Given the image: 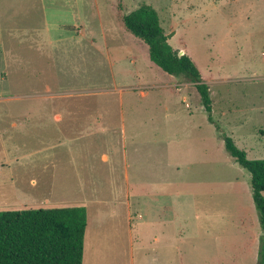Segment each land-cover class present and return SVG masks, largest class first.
<instances>
[{
  "label": "rangeland",
  "instance_id": "1",
  "mask_svg": "<svg viewBox=\"0 0 264 264\" xmlns=\"http://www.w3.org/2000/svg\"><path fill=\"white\" fill-rule=\"evenodd\" d=\"M143 4L157 11L168 44L199 69L210 113L195 86L163 72L125 28L123 17ZM65 47H110L113 57L138 58L135 66H109L98 49L86 53L85 63L78 50ZM112 74L117 86L138 89L110 90ZM47 86L84 93L34 96H45ZM36 107L100 110L109 126L123 110L126 138L118 132L117 139H86L73 165L81 178L61 179L63 186L53 188L51 176L71 177L74 170L31 157L37 145L28 117L16 114ZM226 137L247 159L264 160V0H0V212L86 208L83 264H130L127 193L135 204L136 247L145 235L141 210L164 205L166 235L176 240L166 246L181 251L182 264H257L262 230L251 174L226 152Z\"/></svg>",
  "mask_w": 264,
  "mask_h": 264
},
{
  "label": "trees",
  "instance_id": "2",
  "mask_svg": "<svg viewBox=\"0 0 264 264\" xmlns=\"http://www.w3.org/2000/svg\"><path fill=\"white\" fill-rule=\"evenodd\" d=\"M123 24L147 45L150 60L163 72L195 86L210 113L209 87L193 60L168 44L157 11L143 4L125 15ZM225 150L251 174L252 199L262 230L257 264H264V160L247 159L228 137ZM86 227L84 207L0 212V264H83Z\"/></svg>",
  "mask_w": 264,
  "mask_h": 264
},
{
  "label": "crops",
  "instance_id": "3",
  "mask_svg": "<svg viewBox=\"0 0 264 264\" xmlns=\"http://www.w3.org/2000/svg\"><path fill=\"white\" fill-rule=\"evenodd\" d=\"M67 48L66 51L69 53V48H74L78 50V59L80 58L83 62H89L87 59L86 53H91L92 51L101 50L103 54L101 55V59L105 60L109 63V66H114L115 63L121 61H129L131 65H136L138 56H134L132 53L123 55H119L117 57H113L110 54V47H104L103 49L100 47H65ZM122 47H118L120 51ZM73 49V50H74ZM148 52V50H147ZM102 52H100L101 54ZM182 53V52H181ZM184 54V53H183ZM149 55V53H148ZM150 59V58H149ZM96 60V59H95ZM118 61V62H117ZM101 62V61H100ZM128 62V63H129ZM93 63H96L95 61ZM133 70L129 71L128 73L133 75ZM138 77V76H137ZM112 81L114 82V86L110 89L118 93H122L124 91H135L138 87L136 86H129V87H119L115 83V76L112 74ZM45 96L43 92H37L34 95L36 98H50L48 100H55V99H65L69 98L75 94L84 93L83 91H54L50 87H46ZM106 112H102L100 110H89L84 108H69V107H45V108H31L28 111H25L23 114H16V116H25L28 117L24 122L28 121L29 123V138L33 143H36V150L32 152L31 157H34V161L39 164H50L55 165L56 162L61 161L62 163H66L68 165H77L78 161V147H85L84 142L85 140L94 139L100 140L103 137L107 138L109 135L110 139H112V135H114V139H117L118 132H120L125 140L126 138V126L124 124V115L123 110H120L118 115V124H114V120L111 121V125L109 126V120L103 119L105 117ZM11 127L17 129L19 126V122L16 119H13L11 122ZM21 125V123H20ZM142 125H140V128ZM108 132V133H107ZM138 137V135H137ZM53 149V152L50 153V150ZM55 149L57 151H55ZM62 159H65L63 162ZM100 159L104 162H108L109 158L106 154H102ZM17 162V161H16ZM3 165H7L8 162H2ZM44 165V164H43ZM128 164H125V174L124 179L126 181V186L129 180V174L127 172ZM73 175L69 177V174L63 175H53L51 176V182L49 185L54 187H61L63 186L59 180H68V179H77L79 180L81 177L77 174L76 168L73 166ZM29 185L32 186L37 183V178L31 177L27 179ZM32 183V184H31ZM62 184V185H61ZM77 188H83L84 185L82 183H77ZM33 187V186H32ZM150 195V193H148ZM130 195L126 196V204H125V216L127 217V225L129 227V260L130 264H137L138 260H144L142 264H147L146 261L151 263V260L154 259L156 256L157 264H182V254L181 251L177 252L174 247L166 246L167 243L173 241L176 242L175 239L168 238L166 235V230L164 226L166 225L165 222V215L167 208L162 206L152 207L150 205H146L144 209L141 211L143 214L138 215V219L143 221V226L145 227V235H143L139 242L141 246L136 247V239L133 235V228H135V224L131 223L132 215L135 212V204L130 202ZM133 196V195H132ZM152 198L155 197V194L151 195ZM159 197V196H158ZM149 199V197H148ZM86 209V208H85ZM87 211V210H86ZM101 212V211H100ZM115 213V211H111ZM112 213V215H113ZM154 213H157L154 215ZM149 216H154L155 220L149 218ZM99 219V214L97 216ZM147 218L146 220H144ZM152 218V217H151ZM88 220V215H87ZM88 223V222H87ZM133 225V226H132ZM157 226V229L148 228L150 226ZM88 226V225H87ZM159 226H163L160 229ZM181 226V225H180ZM87 231V227H86ZM152 232V233H150ZM150 233V234H149ZM86 235V232H85ZM151 246H146V245ZM170 249V257L167 255V251ZM84 253H85V241H84ZM172 255V257H171ZM151 256L152 258H148ZM162 257V258H160ZM175 262H171V260ZM84 260V257H83Z\"/></svg>",
  "mask_w": 264,
  "mask_h": 264
},
{
  "label": "water",
  "instance_id": "4",
  "mask_svg": "<svg viewBox=\"0 0 264 264\" xmlns=\"http://www.w3.org/2000/svg\"><path fill=\"white\" fill-rule=\"evenodd\" d=\"M172 34L168 35V38H171ZM180 55H182V53H180Z\"/></svg>",
  "mask_w": 264,
  "mask_h": 264
}]
</instances>
